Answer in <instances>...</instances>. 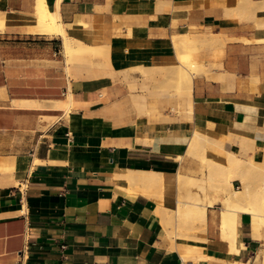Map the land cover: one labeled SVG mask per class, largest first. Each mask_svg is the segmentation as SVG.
I'll use <instances>...</instances> for the list:
<instances>
[{
	"label": "crops",
	"instance_id": "crops-1",
	"mask_svg": "<svg viewBox=\"0 0 264 264\" xmlns=\"http://www.w3.org/2000/svg\"><path fill=\"white\" fill-rule=\"evenodd\" d=\"M36 1L0 0V264H264V0H44L117 70H192L191 109L151 93L162 71L146 85L131 71L132 89L68 64L63 36L36 29ZM207 33L197 49L172 42Z\"/></svg>",
	"mask_w": 264,
	"mask_h": 264
},
{
	"label": "bare ground",
	"instance_id": "bare-ground-1",
	"mask_svg": "<svg viewBox=\"0 0 264 264\" xmlns=\"http://www.w3.org/2000/svg\"><path fill=\"white\" fill-rule=\"evenodd\" d=\"M244 3H247V2H245L244 0H242ZM37 2V7H36V16H37V19H38V25H36L37 26V28L36 29H38V31L40 30V32L41 33H49V34H53V33H58V34H61L62 36H63V39H64V47H65V51L66 52H68V53H71V49L73 48V46H74V43H76V41H77V39H75V38H73V37H71V36H69L67 33H66V31H65V27H64V25H63V23H62V21H61V17H60V12L58 11V10H52V9H50L49 8V6L45 3V1L44 0H37L36 1ZM58 2H59V0H58ZM57 2V3H58ZM60 4V3H59ZM248 4V3H247ZM246 4V5H247ZM243 5H245V4H243ZM263 9V8H262ZM2 13H4V12H1V14ZM1 14H0V16H1ZM4 15V14H3ZM2 15V16H3ZM33 16V15H32ZM37 21V20H36ZM0 23H3V21L1 22V20H0ZM29 28V27H28ZM34 28H35V26H34ZM35 29V30H36ZM29 31L31 32V28L29 29ZM37 31V30H36ZM32 32H34L33 31V29H32ZM39 32V33H40ZM194 35V37L195 38H198V40L199 41H197V42H195V43H201L200 41H202V42H204V43H210L211 41L212 42H214L215 41V38H214V36L213 35H211V33H210V35H209V33H207V34H193ZM193 35L192 34H181V35H173V37H185V39H187L188 40V38H186V37H188V36H192L193 37ZM192 37H190V39L192 38ZM184 39V40H185ZM189 39V40H190ZM224 39V38H223ZM172 41H173V38H172ZM217 41V40H216ZM212 44V43H211ZM218 45V44H217ZM104 46H106L107 48H110V47H108L107 45H105V44H103V45H99V46H91V45H88V44H85L84 42H82L81 40H79V47H80V49H81V51H83V52H92V51H94V50H96V49H99L100 47H103L104 48ZM193 59V58H192ZM89 64H92V63H89ZM102 65H106L105 63H101ZM107 66V65H106ZM175 67H176V70L178 71V73H179V77H178V83H177V88H176V91H178V93H176V94H178V95H176L175 94V97L177 96L178 98L180 97H187V101H188V107H190V109H191V102H190V99H189V97H190V89H191V86H192V84H191V75H193L192 74V70H189V69H187L186 67H184L183 65H175ZM176 71V72H177ZM195 73V72H194ZM192 81H193V79H192ZM134 84V83H133ZM192 94V93H191ZM136 97H139L140 98V100L142 99L143 101H144V99H146V97H144V96H138L137 94H136ZM137 99V98H136ZM185 99V98H184ZM186 100V99H185ZM183 101V100H182ZM199 106V105H198ZM143 107H144V105H143ZM194 110V109H193ZM200 137V134L198 133V132H196L195 133V138H194V140H193V143L191 144L192 146H194V145H196V143H197V141H198V138ZM216 141V140H215ZM214 141V142H215ZM216 143H218V142H216ZM220 143V142H219ZM199 144V143H198ZM223 144V143H222ZM219 145V144H218ZM197 147H198V145H197ZM220 147H222V145L220 146ZM224 148V147H223ZM226 151H228V150H226ZM191 152V151H190ZM230 152V151H229ZM230 153H232L233 154V152H230ZM228 155V157L231 155H229V153L227 152L226 153V156ZM237 154L235 153V156H236ZM232 156H234V155H231L230 157H232ZM227 157V158H228ZM240 158V157H239ZM241 159H243V158H241ZM245 160V159H244ZM228 161V160H227ZM233 162H236V163H238V162H241V160L240 159H238V158H234V160H233ZM232 162V164L231 165H233L234 163ZM244 162V161H243ZM249 162V161H248ZM228 163H230L229 161H228ZM246 163H247V161H246ZM238 164H240V163H238ZM243 164H245V163H243ZM253 165L252 166H254L255 164H256V162L254 163H252ZM259 164V163H258ZM257 165V164H256ZM255 165V166H256ZM235 166V165H234ZM236 166H238L237 164H236ZM240 166V165H239ZM227 167H229V166H227ZM233 167V166H232ZM246 167V166H245ZM231 168V167H230ZM234 168V167H233ZM237 168L238 167H236L235 168V170H237ZM258 168V167H257ZM240 169V168H239ZM248 169V168H247ZM134 170V169H133ZM229 170V169H228ZM226 171V173H228L229 172V175H231L230 174V172L233 174V171H232V168L229 170V171ZM244 170V169H243ZM250 170V169H249ZM253 170H254V168H253ZM255 171V170H254ZM130 172V171H129ZM133 171H131V173H132ZM225 172V171H224ZM241 172V171H240ZM251 172V171H250ZM249 173V172H248ZM129 174V173H128ZM136 174V173H135ZM148 174V173H147ZM239 174V173H238ZM124 175V174H123ZM125 175H127L126 173H125ZM124 175V177L123 178H126L127 176H125ZM133 175H134V173H133ZM140 175V174H139ZM148 175H150V174H148ZM236 175V174H235ZM234 174H233V176H235ZM177 176H179V174L177 175ZM237 176V175H236ZM235 176V177H236ZM180 177V176H179ZM179 177H177V182L179 181L178 179H179ZM181 177H183L182 175H181ZM225 177L226 178H224V176H223V178L226 180V179H228L227 178V174H225ZM231 177H232V175H231ZM121 178H122V176H121ZM184 178V177H183ZM234 178V177H233ZM127 180H130V182L132 183V184H135V185H137L138 184V182L139 181H141V177H139V176H137V175H135V176H130L129 177V179L128 178H126ZM193 179H194V177H193ZM195 179H197V178H195ZM183 180V179H182ZM232 180V179H231ZM184 181V180H183ZM179 182H181V180L179 181ZM195 182V181H194ZM193 182V183H194ZM229 183H230V181H228ZM119 183H121V182H119ZM127 183V182H126ZM181 183H183V182H181ZM197 183V182H196ZM130 184V183H129ZM186 184V183H185ZM195 184V183H194ZM231 184V183H230ZM229 184V185H230ZM127 185V184H126ZM135 185H134V187H135ZM145 185V184H144ZM172 185V184H171ZM233 186V185H232ZM231 186V187H232ZM247 186V185H246ZM246 186H245V188H246ZM129 187V186H128ZM132 187V186H131ZM143 186H141V188H142ZM130 188V187H129ZM133 188V187H132ZM139 189H140V187H139ZM244 190H246V189H244ZM230 191V190H229ZM142 192V191H141ZM241 193H244V192H241ZM240 193V191L239 192H236V191H232V193H229V195L228 196H226L227 197V199H226V201H227V204L229 205V206H233L235 209L236 208H239L240 206L242 207V205H240L239 206V204H238V202L239 201H241L240 199H242V194ZM247 193V192H246ZM250 194V193H249ZM249 194H247V195H249ZM243 196L245 197V193L243 194ZM258 198V197H257ZM256 198V200H255V202L252 200V201H249V200H251V199H249L248 200V198H247V202L248 203H250V202H254L255 203V205L257 204L258 206H260L261 208L264 206V202H263V200H259V199H257ZM245 201V202H246ZM186 202H188V201H185V203ZM243 202V201H242ZM246 202V203H247ZM189 203H191V202H188V204ZM247 203V204H248ZM181 204V203H180ZM241 204H244V203H241ZM252 204V203H251ZM254 205V204H253ZM254 205V206H255ZM256 205V206H257ZM181 206V205H180ZM246 206V205H245ZM252 206V205H251ZM244 207V206H243ZM187 208H188V212H191V211H195L196 209H197V211H199V214H201V211H203L204 210V204L203 203H193L192 205H187ZM244 208H247V206L246 207H244ZM244 208H242V209H244ZM249 208H251V207H249ZM256 208H258V207H256ZM235 209H233V210H235ZM263 210H264V207L262 208ZM261 209V211H263ZM232 210V209H231ZM232 210V211H233ZM255 210V209H254ZM260 210V209H259ZM259 210L257 211L256 210V212H259ZM228 211V210H227ZM238 210H236V212H237ZM245 211H247V210H245ZM252 211V210H251ZM179 212V211H178ZM188 212H186V213H188ZM229 212H231V211H228V213ZM249 212H250V210H249ZM253 212H255V211H252V213ZM255 212V214H257ZM185 213V212H184ZM260 213H262V212H260ZM264 213V212H263ZM262 213V214H263ZM177 214V213H176ZM198 214V215H199ZM181 216H182V214H181ZM260 216H262V215H260ZM226 218V217H225ZM261 218L262 217H260V222H261ZM229 219V218H228ZM231 219H233V217L232 218H230V220ZM263 220V219H262ZM227 221V220H226ZM228 222V221H227ZM226 222V223H227ZM264 222V221H263ZM262 222V223H263ZM226 225V224H225ZM181 226H183V225H181ZM194 228V227H193ZM226 228V227H225ZM175 231V230H174ZM175 235V234H174ZM183 236V235H182ZM182 238H184V236L182 237ZM227 240V239H226ZM227 242V241H226ZM200 259V258H199Z\"/></svg>",
	"mask_w": 264,
	"mask_h": 264
},
{
	"label": "rangeland",
	"instance_id": "rangeland-1",
	"mask_svg": "<svg viewBox=\"0 0 264 264\" xmlns=\"http://www.w3.org/2000/svg\"><path fill=\"white\" fill-rule=\"evenodd\" d=\"M190 37H192V36L186 37V38H188V40L185 39V37L184 38L183 37H173L172 42L175 45L177 52L197 49L198 47L206 44L202 41H200L201 43H199V42L195 43V42L199 41L198 38H195L194 35L191 39H190ZM66 53L70 56V60L67 59V62L70 65L73 64L72 62H75V63H92V65L94 66L93 68L95 70H97L98 72L102 71L103 69H108V70L113 71L112 76L117 75L116 73L124 74L125 80H127L130 83L132 89L136 88L137 80L135 78H133V76L130 74L131 71H133V70L141 71V73L144 76V81L142 82L143 85L148 84L149 81L157 79L156 77H159V76H157V74L159 73V71L160 72L162 71L160 73L162 83L160 86L156 87V90L151 91V93H155L158 96L159 95H166V94L175 96V94L178 93V91H176V88H177L179 73L176 70L175 65L163 67V68H156V67H151L148 65L144 66V65L133 64V65H130L125 70H117L112 63L109 48L104 46V48L100 47L99 49H96L92 52H83V51H81V49L79 47V40L78 39H77L76 43H74V46L71 49V53H68V52H66ZM60 56H61V58H63L66 61L63 53H61ZM102 62L105 63L107 66L102 65L101 64ZM101 68H103V69H101ZM170 76L172 77V79L175 80L173 83H171V81H170V78H169ZM176 95H178V94H176ZM142 96L145 97V95H142ZM177 100L179 102L182 101L180 97L179 98L177 97ZM193 200H194L193 203H203L202 200L200 198H197V197L193 198ZM190 213H194V214L198 215L199 211H197V209H196L195 211H191Z\"/></svg>",
	"mask_w": 264,
	"mask_h": 264
}]
</instances>
